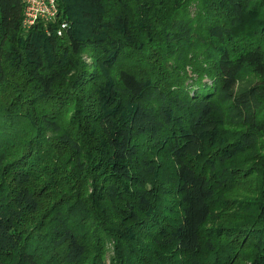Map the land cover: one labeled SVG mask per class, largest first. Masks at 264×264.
<instances>
[{
  "label": "trees",
  "instance_id": "trees-1",
  "mask_svg": "<svg viewBox=\"0 0 264 264\" xmlns=\"http://www.w3.org/2000/svg\"><path fill=\"white\" fill-rule=\"evenodd\" d=\"M56 2L0 0V264H264V0Z\"/></svg>",
  "mask_w": 264,
  "mask_h": 264
},
{
  "label": "built area",
  "instance_id": "built-area-1",
  "mask_svg": "<svg viewBox=\"0 0 264 264\" xmlns=\"http://www.w3.org/2000/svg\"><path fill=\"white\" fill-rule=\"evenodd\" d=\"M24 12L21 21L23 31L30 29L36 22L42 20L46 23L56 20L58 15V5L56 0H22ZM67 27L66 22H61L56 30L57 35H61L63 29Z\"/></svg>",
  "mask_w": 264,
  "mask_h": 264
},
{
  "label": "rangeland",
  "instance_id": "rangeland-1",
  "mask_svg": "<svg viewBox=\"0 0 264 264\" xmlns=\"http://www.w3.org/2000/svg\"><path fill=\"white\" fill-rule=\"evenodd\" d=\"M249 184H250V181H248L247 179L241 181V184H240L238 190H236V191H239V192H243L244 193L245 192V189H246L244 187L247 186V185H249ZM45 196H46V194L44 193L42 195V199H46ZM222 197H224V195ZM225 197L227 198V200L224 201V205L227 206V209L229 210L233 206V204H235V203L230 200V198H231L230 196H225ZM224 215L226 217L234 218L235 215L237 216L238 214H232V215L231 214H224ZM224 215L223 214L219 215V220L222 219V217H224ZM207 227H209V225H207ZM221 231L222 230H218V233H220ZM223 241H224V238H220V239L218 238V240H217V242H223ZM109 249L111 250V248H109ZM247 251H248V249H244L242 251H240V250L237 251L233 255V258H232V261H231L232 263H230V264H245L244 260L242 258H240V257H243V255H246L247 254ZM200 261H201L202 264H206L207 263V261L204 260V259H202Z\"/></svg>",
  "mask_w": 264,
  "mask_h": 264
}]
</instances>
